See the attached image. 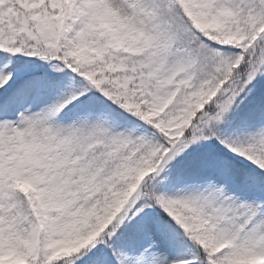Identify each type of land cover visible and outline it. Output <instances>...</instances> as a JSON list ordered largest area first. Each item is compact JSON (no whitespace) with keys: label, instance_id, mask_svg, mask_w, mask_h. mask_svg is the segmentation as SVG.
I'll return each instance as SVG.
<instances>
[{"label":"snow or ice","instance_id":"1","mask_svg":"<svg viewBox=\"0 0 264 264\" xmlns=\"http://www.w3.org/2000/svg\"><path fill=\"white\" fill-rule=\"evenodd\" d=\"M0 264H264V0H0Z\"/></svg>","mask_w":264,"mask_h":264}]
</instances>
